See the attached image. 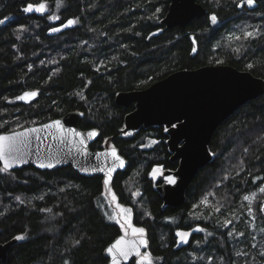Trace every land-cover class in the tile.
<instances>
[{"label":"trees","instance_id":"1","mask_svg":"<svg viewBox=\"0 0 264 264\" xmlns=\"http://www.w3.org/2000/svg\"><path fill=\"white\" fill-rule=\"evenodd\" d=\"M62 1L59 19L50 20L23 8L57 0H0V19L10 18L0 25V132L77 110L81 128L99 130L90 147L109 142L128 161L109 188L117 203L131 208L132 223L145 230L151 264H264V218L259 214L254 236L241 213V196L264 186V93L217 125L208 144L211 159L191 179L184 202L164 207L156 188L161 178L154 182L149 172L154 165L177 166L166 127L140 126L125 134L124 116L134 103L115 102L119 91L207 64H228L264 79V0L253 7H237L240 0H196L207 13L170 28L161 23L170 0ZM69 19L77 22L51 31ZM243 31L256 34L244 38ZM27 91L38 94L30 102L16 99ZM147 136L156 143L141 147ZM130 179L138 191L135 202ZM206 194L221 207L195 211ZM115 213L100 175L84 176L69 165L2 172L0 242L24 239H15L0 264H105L106 245L122 232L109 218ZM227 219L232 226H225ZM196 225L203 231L178 243L177 231Z\"/></svg>","mask_w":264,"mask_h":264},{"label":"water","instance_id":"2","mask_svg":"<svg viewBox=\"0 0 264 264\" xmlns=\"http://www.w3.org/2000/svg\"><path fill=\"white\" fill-rule=\"evenodd\" d=\"M207 13V9L196 0H170L161 23L166 28L176 25L185 26L191 19ZM161 31L158 29L156 33ZM264 93V79L253 75L248 70H240L228 64H207L193 69H179L152 82L141 89L119 91L115 95V102L124 107L134 103V108L124 116L122 131L135 130L140 126L164 125L168 131L166 140L170 159L177 161L175 169H164L161 182L156 186L164 206H179L185 200V189L197 170L211 159L208 148L211 136L217 125L228 117L239 105ZM79 112L69 110L66 113L43 122L25 125L9 131H1L0 135H10L24 132L27 137L22 150L23 159L16 160L8 170L32 166L38 170H54L63 166H71L77 173L84 176L100 175L102 181L107 170L114 163L111 155L106 154L112 148L124 161L123 167H116L111 173V182L118 171H123L128 161L119 153L114 145L91 148L98 135L96 127L81 128L77 121ZM60 121L63 131L53 127L44 129L42 126ZM176 127L173 128L172 125ZM36 128L38 132H26V129ZM69 130L80 133L73 136ZM97 135L89 138L90 131ZM55 137V138H54ZM84 144L81 145L80 141ZM40 163H51V168L39 167ZM1 167L3 166L0 162ZM93 169H97L93 171ZM171 176L175 184L166 182ZM264 198L260 201L258 210L264 218ZM128 241H135L139 245V237L133 234L119 233L105 247L108 248L120 237ZM146 245L139 246L144 253L148 247V237L144 234ZM14 238L0 242V260H6L7 251ZM106 262L110 264V257L105 251ZM139 258L132 252L121 264H129Z\"/></svg>","mask_w":264,"mask_h":264},{"label":"snow or ice","instance_id":"3","mask_svg":"<svg viewBox=\"0 0 264 264\" xmlns=\"http://www.w3.org/2000/svg\"><path fill=\"white\" fill-rule=\"evenodd\" d=\"M61 3V0H57V5ZM256 3V0H240V3L237 5V7H243L244 5H247L248 7H253ZM46 10V4L40 3L38 5H34L32 3L27 4L26 7L23 8V11L25 13H29L32 11L43 13ZM157 12L160 11L158 8L156 10ZM10 18L8 16H5L3 19H0V25H3L8 21ZM49 19H59L58 16H49ZM210 22L215 25L218 22V18L216 14H212L209 17ZM77 21L74 19H69L65 24L62 25V27H69L76 23ZM20 30H23L22 27ZM52 32H58L60 31V28H52ZM256 33L250 32V31H243L244 38L253 37ZM231 38V37H230ZM236 39H239L240 37H235ZM193 51H196L195 48H193ZM238 51V50H237ZM248 67H252V65H248ZM37 91H31V92H25L22 95L16 97L17 100H21L24 102H30L33 98L37 96ZM77 95H81L80 93H77ZM84 97L81 95V99ZM3 125H0L2 127ZM44 129H50V128H57L58 131H63L62 125L60 121H53L52 124H46L42 126ZM173 128L176 127L175 124L172 125ZM26 132H38L39 129L32 128V129H26ZM73 136H79L80 133L76 132L75 130H69ZM165 131H168L167 128H165ZM96 131H90L88 133L89 138L96 136ZM55 138V137H54ZM27 140V137L25 136L24 132H13L10 135H0V162H2L3 166L0 167V173L6 172L10 167H12V164L20 159H23L24 152L22 150L23 146L25 145ZM156 141H153L155 143ZM80 144L83 145L84 141L81 140ZM101 155H111L113 157L114 161H118L117 164H113L111 167H109L107 170L100 168V171H103L105 173V179L103 181L104 187L106 190H108L109 194L111 195V201L110 204H115V207L119 209V212L115 213L114 215H110L111 218H115V222L117 224H120L121 228L125 231V235H127V229H131V232L133 235H136L139 237V245L136 244L135 241H128L125 239V237H120L117 239L113 244H111L108 248L105 249L108 256L110 257V264H121V260L127 258L132 252H135L136 256L140 257V260L138 261V264H151V260L148 253H141L139 251V246H143L147 244V241L143 239L145 230L143 228H135L132 227L130 223V213L131 209L123 207L116 203V196L114 193H111V189L109 188V184L111 181V173L115 171L116 167H123L124 161L120 158L119 155H117L116 149L112 148L109 153L101 154ZM53 165L51 163L45 164L40 163L39 167L44 168L48 167L51 168ZM97 169H93L95 171ZM153 176V178H156L157 175H163L161 168L157 167L153 169V172L150 174ZM227 178V177H225ZM166 182L169 184H175L176 180L174 177L168 176L165 178ZM259 191L261 193H264V186L260 187ZM134 195H138V193H133ZM252 198H255V193L252 194V197L245 196L244 199L246 201H250ZM17 200L20 199V197H16ZM202 204L207 203V197H205L202 201ZM103 207V205H101ZM219 209H217L218 211ZM262 211H264V206L261 208ZM51 211V210H48ZM251 211V209H249ZM227 224V222H226ZM127 226V227H125ZM197 231H203L201 228H197ZM261 231H264V229H261ZM177 237L179 238V242L187 243V237L190 235L189 232L185 231H177L176 233ZM231 235V233H229ZM17 240L24 239V236L18 235L15 237ZM74 243L78 244L80 241H75ZM262 256H264V253H261ZM64 264H68V261H65Z\"/></svg>","mask_w":264,"mask_h":264},{"label":"rangeland","instance_id":"4","mask_svg":"<svg viewBox=\"0 0 264 264\" xmlns=\"http://www.w3.org/2000/svg\"><path fill=\"white\" fill-rule=\"evenodd\" d=\"M41 3H44V4H46V10L43 12V13H47L48 14V18H49V16H58L57 15V12H58V9L61 7V5H62V3H63V1L61 0V3L59 4V6L57 5V2H55L53 5H50V4H48V3H46V2H41ZM40 4V3H39ZM38 5V4H37ZM51 20H56V19H51ZM59 28H63L62 26H60ZM27 92H31V91H27ZM25 93V92H24ZM130 131L131 130H128V131H125L124 133L125 134H129L130 133ZM153 141H157V140H155L153 137H149V136H147L146 137V139H145V141L143 142V144L141 145V147H150V146H153L155 143H153ZM110 143L109 142H107L106 143V145H109ZM227 163V162H226ZM157 167H160L161 168V171L163 172V170H164V168H163V166L162 165H154L152 168H151V170H150V172H149V176L152 178V180L155 182V181H157V179L160 177L161 178V175H157L156 176V178H153V176L152 175H150L152 172H153V169L154 168H157ZM128 187H129V189H130V191H131V194H132V199H133V201L135 202V198L137 197V195H134L133 193H138V191H137V189H136V186H134V182H133V180L132 179H130V180H128ZM260 187H262V186H260ZM260 187L259 188H257V190H255V191H252L251 193H248V194H244V195H242L241 196V202H242V209H241V213H244V220L242 221V225H245L246 224V226H248V228H249V231H252V233L254 234V236L256 235V233H257V231H258V229L256 228V226H257V224H258V216H259V214H260V212H259V210H258V206H259V203H260V201L264 198V193H261L260 191H259V189H260ZM128 189V188H127ZM128 189V190H129ZM209 191H211V190H209ZM212 192V191H211ZM209 194H210V192H208ZM214 193V192H213ZM253 193H255V198H252L250 201H246L245 199H244V197L245 196H249L250 198L252 197V194ZM205 197H207V194L205 195V196H202L201 198H200V200L198 201V202H196L194 205H193V209L196 211V210H198L199 212H203V210L205 209V206H208L209 205V207L210 206H213L214 208H218V206L219 207H221V204H215V203H213V201L211 200L212 198L211 197H207V203L206 204H202L201 203V201L205 198ZM109 198H110V201H111V195L109 194ZM117 203V202H116ZM119 205H121V206H123V207H126V208H129V209H131L130 207H127V206H125V205H122V204H120V203H118ZM114 207H115V204H112ZM137 205V207H139V208H141V206H140V204L139 203H137L136 204ZM115 209H116V211L117 212H119V209H117L116 207H115ZM249 209H251V211H249ZM240 213V214H241ZM260 216H261V214H260ZM259 216V217H260ZM262 217V216H261ZM260 217V218H261ZM238 219L237 218H235V220L233 221V222H235V221H237ZM230 219H227L226 220V222H227V224H226V222H225V226H229L230 224H233V222L231 221ZM130 223H131V225H132V227H135V228H140V227H138V226H136V225H134L133 223H132V210H131V213H130ZM230 226H232V225H230ZM121 227V226H120ZM125 227H127V226H125ZM197 228H201V226H199V225H196V226H194L192 229H190V230H179V231H185V232H189L190 234H191V232L192 231H194V232H200V231H197L196 229ZM202 229V228H201ZM121 230H122V232H124L125 233V231L121 228ZM127 233L128 234H132V232H131V229H127ZM190 236V235H189ZM189 236L187 237V241L189 240ZM177 239H178V237H177ZM183 244H184V242H182Z\"/></svg>","mask_w":264,"mask_h":264}]
</instances>
